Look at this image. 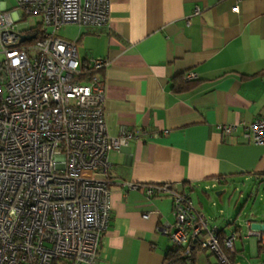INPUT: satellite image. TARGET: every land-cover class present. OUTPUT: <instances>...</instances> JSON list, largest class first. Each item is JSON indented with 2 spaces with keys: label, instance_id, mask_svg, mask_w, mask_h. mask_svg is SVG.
Masks as SVG:
<instances>
[{
  "label": "crops",
  "instance_id": "0c3cea01",
  "mask_svg": "<svg viewBox=\"0 0 264 264\" xmlns=\"http://www.w3.org/2000/svg\"><path fill=\"white\" fill-rule=\"evenodd\" d=\"M56 36L76 42L81 62L109 61L100 74L108 135L139 132L108 153L111 219L91 264H166L172 244L163 229L174 224L173 202L148 198L149 184L210 199V188L264 181V145L247 140L243 127L264 116V0H110L108 27H78L73 40ZM188 72L197 75L194 88L173 89V78ZM224 124L237 128L227 135ZM193 204L229 233L200 201ZM248 222L259 255L264 224ZM235 250L239 262V236ZM203 254L193 264H218Z\"/></svg>",
  "mask_w": 264,
  "mask_h": 264
},
{
  "label": "built area",
  "instance_id": "2783aa9c",
  "mask_svg": "<svg viewBox=\"0 0 264 264\" xmlns=\"http://www.w3.org/2000/svg\"><path fill=\"white\" fill-rule=\"evenodd\" d=\"M5 1L0 0V264H91L111 219L108 153L139 132L121 128L117 136L108 135L100 74L109 61L81 62L76 42L56 34L69 24L108 27L110 0H14L12 9ZM17 8L23 16H41L40 39L20 43L26 33L17 30ZM195 78L193 72L185 75ZM218 127L229 135L237 125ZM243 127L247 140L264 145V116ZM146 195L171 196L174 224L163 232L183 256L208 250L220 264H241L227 254L236 251L238 229L221 238L190 195L168 185L149 184Z\"/></svg>",
  "mask_w": 264,
  "mask_h": 264
},
{
  "label": "rangeland",
  "instance_id": "374dc122",
  "mask_svg": "<svg viewBox=\"0 0 264 264\" xmlns=\"http://www.w3.org/2000/svg\"><path fill=\"white\" fill-rule=\"evenodd\" d=\"M5 4L8 9L16 7L14 0H6ZM17 14L19 17H22L23 10L17 8ZM39 22H41L40 15H27L25 18H22V21L17 23V30H27ZM77 28V25L69 24L63 26L57 33L61 37L73 40L76 36ZM1 58L2 55L0 54ZM216 192L221 193L217 195ZM208 193L210 199L200 191L192 194L191 198L197 207H200L198 204V201H200L205 212L212 215L215 219H222L229 233L234 231L235 228L238 229L237 236L241 237L244 250L240 254H237V260L241 264L264 261V250L258 255L259 243L257 236H247L249 229L245 225L247 220L251 221L252 224H264V181L262 179L260 181L251 180L245 185L229 182L216 188H210ZM219 210H222L223 213L219 214ZM227 222L229 225H227ZM205 254L220 264L217 257L210 251L207 250ZM203 255V252L198 253L200 257Z\"/></svg>",
  "mask_w": 264,
  "mask_h": 264
},
{
  "label": "trees",
  "instance_id": "16d2710c",
  "mask_svg": "<svg viewBox=\"0 0 264 264\" xmlns=\"http://www.w3.org/2000/svg\"><path fill=\"white\" fill-rule=\"evenodd\" d=\"M25 17L26 16H22V18H25ZM21 32L26 33V34H34L36 36V39H35V41H36L42 37L44 29L42 28V23L39 22L35 26H33L27 30H23ZM35 41H33V42H35ZM25 44H18V46L21 47L22 45L24 46ZM83 63H85V62H83ZM183 77H184V75L180 74V75L173 78L172 88L175 89L176 91L192 90L194 88V86L198 83V81H195V80H187V79L184 80ZM226 234L222 229H220L219 235L221 236V238L224 237ZM202 252L205 253L206 251L203 250ZM236 253L237 252L235 251L234 254H230V252L227 251V254L230 255L231 260H234V256L236 255ZM197 255H198V252H195L192 257H186V256L182 255V252L179 249L171 248L170 251L168 252L167 256H166V260H167L166 264H193L195 262Z\"/></svg>",
  "mask_w": 264,
  "mask_h": 264
},
{
  "label": "water",
  "instance_id": "95a60500",
  "mask_svg": "<svg viewBox=\"0 0 264 264\" xmlns=\"http://www.w3.org/2000/svg\"><path fill=\"white\" fill-rule=\"evenodd\" d=\"M35 38L36 36L34 34H24L20 38V43L25 42V41H31Z\"/></svg>",
  "mask_w": 264,
  "mask_h": 264
}]
</instances>
